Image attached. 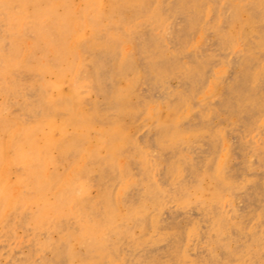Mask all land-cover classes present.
I'll list each match as a JSON object with an SVG mask.
<instances>
[{
	"label": "bare ground",
	"instance_id": "6f19581e",
	"mask_svg": "<svg viewBox=\"0 0 264 264\" xmlns=\"http://www.w3.org/2000/svg\"><path fill=\"white\" fill-rule=\"evenodd\" d=\"M0 264H264V0H0Z\"/></svg>",
	"mask_w": 264,
	"mask_h": 264
}]
</instances>
